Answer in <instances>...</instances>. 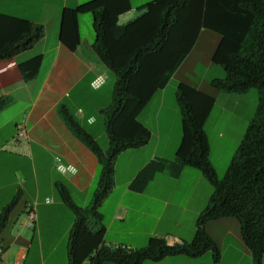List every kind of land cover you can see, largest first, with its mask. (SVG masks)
Segmentation results:
<instances>
[{"label": "crops", "instance_id": "crops-1", "mask_svg": "<svg viewBox=\"0 0 264 264\" xmlns=\"http://www.w3.org/2000/svg\"><path fill=\"white\" fill-rule=\"evenodd\" d=\"M89 1L92 0H0V13L30 20L45 29V36L31 49L11 59H0V99L8 100L0 110V215L18 199L0 236V264H70L69 234L76 217L60 191L64 189L79 207L88 208L93 202L100 172L98 158L70 129L62 114L65 110L79 123L85 121L91 131H96L97 117L101 114L110 147L103 110L113 102L116 78L112 88L107 89L109 73L113 72L94 50L97 37L94 15L79 16L81 42L75 51L61 42L64 9ZM152 1L130 0L132 10L121 16L120 24L137 17L139 9ZM206 31L209 30H202L167 85L154 94L161 95L160 106L152 118L153 126L145 109L139 115V121L150 131L148 143L122 152L116 160L114 187L98 209L100 218L92 220L94 229L104 226L105 245L131 249L175 246L187 244L195 237L199 216L213 194L208 189L201 207L191 209L199 186L206 182L203 174L189 167L178 171L177 165L171 164L146 182L143 171L157 159H176L182 140L177 87L181 83L195 86L181 79L173 82ZM37 56L42 57L40 71L34 80L25 82L19 65ZM100 75L105 77V83L94 88L92 82ZM20 124H25L29 135L26 153L19 152L11 143ZM91 135L96 141L102 137ZM125 154L133 159L120 167ZM58 164L71 168L62 172ZM184 177H192V184H180ZM161 180L162 183L173 180L174 185H158ZM30 208L35 209L37 216L33 228L25 225ZM228 219L211 220L207 225V232L221 250L219 263L208 251L196 258L178 255L144 264H228L225 261L228 255L240 259H231L229 264L244 260L246 264H254L237 226L236 233L230 228L219 235L212 231L216 225L227 226Z\"/></svg>", "mask_w": 264, "mask_h": 264}, {"label": "trees", "instance_id": "trees-1", "mask_svg": "<svg viewBox=\"0 0 264 264\" xmlns=\"http://www.w3.org/2000/svg\"><path fill=\"white\" fill-rule=\"evenodd\" d=\"M132 10L130 0H92L76 8H65L61 42L71 51L80 45L79 16L95 17L96 54L113 72L116 82L113 102L103 112L110 147L102 149L94 137L67 111L64 119L76 136L97 156L100 172L90 207L76 205L62 189L65 204L76 219L69 234L70 264H144L171 256L196 258L210 251L214 261L221 260V250L206 230V223L234 218L240 224L244 245L254 264L264 259V0H154L140 8V14L120 24L123 14ZM202 30L220 36L212 62L225 71L224 78L211 84L226 93L259 90L255 116L234 154L223 178L210 161L206 124L216 98L195 87L181 83L176 101L181 114L182 140L176 159H157L144 172L145 181L175 164L199 170L213 185L208 205L199 216L194 239L187 244L148 246L131 249L104 244V226L94 229L98 209L115 184V163L119 155L148 143L150 131L139 121L154 94L164 88L174 72L193 49ZM45 36L40 24L0 13V59L6 60L31 49ZM37 56L19 65L23 80H34L41 68ZM8 103L0 99V110ZM141 177V176H140ZM16 198L0 215V236Z\"/></svg>", "mask_w": 264, "mask_h": 264}, {"label": "rangeland", "instance_id": "rangeland-1", "mask_svg": "<svg viewBox=\"0 0 264 264\" xmlns=\"http://www.w3.org/2000/svg\"><path fill=\"white\" fill-rule=\"evenodd\" d=\"M219 40L220 36L212 31H206L202 34L198 41L196 50L180 68L179 72L176 74L175 82H173V84H176V80L179 81L181 79L216 98L217 103L215 104L212 114L206 124V132L210 144V161L216 169L218 177L221 179L225 176L231 160L241 141L244 139L249 124L255 116L259 105L260 93L256 88H252L248 92L242 94L226 93L212 86L211 82L213 79L221 78L225 75L223 68L221 66H217L211 60L212 54L215 51ZM114 80L115 77L110 72L107 89L112 88ZM160 95V93L156 94L145 108L150 126H153L152 118L154 116V112H156L160 106ZM167 97L169 100V94ZM165 110L166 109H164V112ZM97 118L99 119V124L96 131H91L87 124H85V121H80V123L83 129L88 133L90 132L94 135L102 134V137L98 139L97 143L102 149L107 150L109 145L104 134V127L102 128L103 116L99 114ZM174 134L176 135V132H174ZM129 159H133L132 155L125 154L120 160V167H123V165L125 166V162ZM189 168L191 169V167ZM204 179L206 182L204 186H199L198 197L195 195V200L193 201V204H191V209L193 207H201L199 205L202 203L205 195L208 196V189H212V192L214 191L213 185L206 178ZM193 180L194 179L192 177H184L180 184H192ZM167 181L168 182L165 181L162 183L161 180L158 185H161V183L162 185L169 187L174 185L173 180L172 182H169V180ZM199 200L201 201L199 202ZM227 221V226L222 227L221 225H216L212 231H215L217 235L221 234L222 230L224 231L226 228H230L234 233H236V229L238 232V228L240 231V224L236 219L229 218ZM210 222L211 221H208L205 226H207ZM236 226L238 228H234ZM212 227L213 225L210 226V229ZM207 229L208 226L206 230ZM231 259L236 260L239 259V257L237 258L236 255H228L225 257V261L228 264L231 262ZM240 264H246V260L241 261Z\"/></svg>", "mask_w": 264, "mask_h": 264}, {"label": "built area", "instance_id": "built-area-1", "mask_svg": "<svg viewBox=\"0 0 264 264\" xmlns=\"http://www.w3.org/2000/svg\"><path fill=\"white\" fill-rule=\"evenodd\" d=\"M105 83V77L100 75L97 79L92 82V86L94 88H100ZM13 147L21 153H26L29 148V135L25 124H20L17 126V133L15 134L14 138L12 139ZM58 162L61 161L60 158L57 159ZM71 167H66L62 164H58V169L62 172H66ZM50 200H48L49 202ZM36 212L34 208H30L27 213L26 219V227L33 228L36 223ZM84 264H89L88 262Z\"/></svg>", "mask_w": 264, "mask_h": 264}]
</instances>
